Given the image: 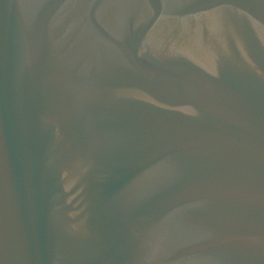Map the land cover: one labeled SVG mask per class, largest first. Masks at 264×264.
Listing matches in <instances>:
<instances>
[{"label": "water", "instance_id": "95a60500", "mask_svg": "<svg viewBox=\"0 0 264 264\" xmlns=\"http://www.w3.org/2000/svg\"><path fill=\"white\" fill-rule=\"evenodd\" d=\"M0 264H264V0H0Z\"/></svg>", "mask_w": 264, "mask_h": 264}]
</instances>
